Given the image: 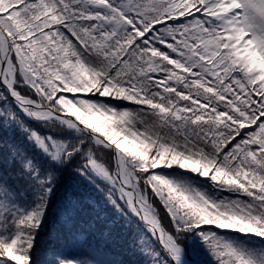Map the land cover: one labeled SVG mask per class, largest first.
Here are the masks:
<instances>
[{"label":"snow or ice","instance_id":"snow-or-ice-1","mask_svg":"<svg viewBox=\"0 0 264 264\" xmlns=\"http://www.w3.org/2000/svg\"><path fill=\"white\" fill-rule=\"evenodd\" d=\"M0 264H264V0H0Z\"/></svg>","mask_w":264,"mask_h":264},{"label":"trees","instance_id":"trees-1","mask_svg":"<svg viewBox=\"0 0 264 264\" xmlns=\"http://www.w3.org/2000/svg\"><path fill=\"white\" fill-rule=\"evenodd\" d=\"M165 222H166V221H165ZM112 243H113L114 246H118L119 241H118V240H114V241H112Z\"/></svg>","mask_w":264,"mask_h":264}]
</instances>
